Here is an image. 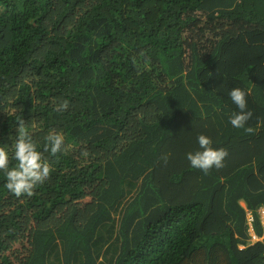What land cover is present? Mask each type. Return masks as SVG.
Listing matches in <instances>:
<instances>
[{
    "label": "trees",
    "instance_id": "trees-1",
    "mask_svg": "<svg viewBox=\"0 0 264 264\" xmlns=\"http://www.w3.org/2000/svg\"><path fill=\"white\" fill-rule=\"evenodd\" d=\"M18 117L52 171L0 174V264H264V0H0V145Z\"/></svg>",
    "mask_w": 264,
    "mask_h": 264
},
{
    "label": "clouds",
    "instance_id": "clouds-1",
    "mask_svg": "<svg viewBox=\"0 0 264 264\" xmlns=\"http://www.w3.org/2000/svg\"><path fill=\"white\" fill-rule=\"evenodd\" d=\"M227 95L238 109L228 117V122L234 128H245L247 121L252 116V113L247 110L245 91L236 87L231 89ZM16 124L18 135L10 136L11 145H0V174L5 178L4 187L16 197H21L25 194L32 195L34 187L49 177L52 168L49 162L43 159V153L26 130L25 121L18 117ZM245 130L252 131L251 128H245ZM197 143L199 150L187 154V159L192 168L207 174L213 167H223V161L227 155L224 149L212 147V140L204 134L197 137ZM63 145L64 136L53 131L45 137L43 148L44 151L56 155L62 151ZM242 204L245 207L244 203ZM258 216L264 229V204L258 209ZM254 222V216L249 213L248 234L252 243L264 239V235L259 237L255 233ZM244 248L245 246H241V249Z\"/></svg>",
    "mask_w": 264,
    "mask_h": 264
}]
</instances>
